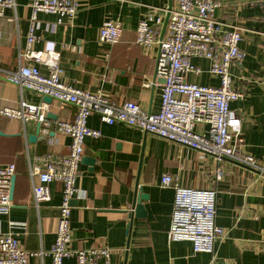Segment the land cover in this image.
Wrapping results in <instances>:
<instances>
[{
  "label": "crops",
  "instance_id": "1",
  "mask_svg": "<svg viewBox=\"0 0 264 264\" xmlns=\"http://www.w3.org/2000/svg\"><path fill=\"white\" fill-rule=\"evenodd\" d=\"M33 0H16L14 7L0 15V59L3 68L16 70L20 51L27 44ZM79 10L72 18L59 19L57 13L38 11L37 49H59L64 69L63 80L74 87L101 92L121 105L137 102L148 112L161 107V81L156 76L158 43L141 46L136 42L137 26L147 13L163 17L161 34L169 11L177 0H78ZM224 27L239 25L243 30L240 46L245 57L230 65L234 85L244 90L243 99L231 106L242 118V154L253 155L264 167V0H222L215 10ZM120 20L123 32L119 41L100 40L101 26L107 20ZM167 27V25H166ZM165 27V29H166ZM165 31V30H164ZM200 74L187 79L199 84H220L219 76L209 71L210 61L193 56ZM24 62H29L24 60ZM44 73L49 71L39 64ZM149 83L147 86L146 84ZM31 90L20 92L0 71V109L17 106L24 99L46 104L47 117L36 141L38 121L23 122L0 114V163L17 166L13 206L0 212V234L13 233L29 251H49L56 239L62 184H49L51 199L38 206L33 202L31 165H42L41 158L65 155L71 137L63 133L58 121H72L77 106L54 100L51 104ZM88 126L99 129L98 138L87 137L77 180L79 193L72 200L71 249L106 247L109 259L98 264H264V172L142 131L123 122L107 124L97 114ZM198 131L207 124L198 123ZM92 159V161L85 160ZM224 176L217 180V169ZM169 173L182 186L217 190L216 223L223 228L213 253L195 252L191 241H171L170 229L175 201L173 186L164 187L162 176ZM137 189L145 214H135ZM132 214V215H131ZM28 264H52L51 257L32 256ZM63 264H79L75 256Z\"/></svg>",
  "mask_w": 264,
  "mask_h": 264
},
{
  "label": "built area",
  "instance_id": "2",
  "mask_svg": "<svg viewBox=\"0 0 264 264\" xmlns=\"http://www.w3.org/2000/svg\"><path fill=\"white\" fill-rule=\"evenodd\" d=\"M16 0H0V15L5 8L14 7ZM171 8L163 34L158 28L163 17L153 11L146 14L137 26L136 42L141 46L158 43L156 76L161 81V107L158 112H148L135 101L117 105L101 92H91L69 85L63 80V67L59 49H37L38 11L57 13L59 19L73 17L79 10L78 0H33V14L27 44L20 51V65L16 70L0 71L8 83L20 92L31 90L62 103L77 106L72 121H58L59 129L71 137L70 151L65 155L49 154L41 158L42 165L30 167L33 202L51 199L49 184H62V202L56 239L49 251L25 249L13 233L0 234V264H28L32 256L48 254L52 264H63L64 259L75 256L79 264H98L99 258L109 259L106 247L71 249L72 200L79 193L77 180L84 156L85 139L101 136L99 129L88 126V118L97 114L107 124L123 122L142 131L177 142L189 148L213 155L217 160L229 159L246 167L264 172L257 159L242 154V118L232 108L233 101L243 99L245 92L233 82L230 65L242 60L246 52L240 46L243 30L239 25L224 27L215 10L222 0H177ZM123 32L120 20H107L101 26L100 40L107 43L119 41ZM193 56H204L210 61L209 71L219 76L218 86L199 84L187 79L188 73L200 74L203 68L194 63ZM27 60L29 62H24ZM48 66L44 73L39 64ZM147 86L149 83L146 84ZM48 106L20 100L17 106H4L0 114L18 118L23 122L47 121ZM198 123L207 124L206 131H198ZM15 163H0V212L8 213L14 202L11 197L12 178L16 175ZM217 169V180L224 176ZM164 187L175 189V201L170 229L171 241H191L195 252L213 253L223 228L216 223L217 190L182 186L176 178L166 173L162 176Z\"/></svg>",
  "mask_w": 264,
  "mask_h": 264
},
{
  "label": "water",
  "instance_id": "3",
  "mask_svg": "<svg viewBox=\"0 0 264 264\" xmlns=\"http://www.w3.org/2000/svg\"><path fill=\"white\" fill-rule=\"evenodd\" d=\"M171 8H172V4L169 5V11H168L165 23H164V28H163L162 34L164 33L165 27L167 25V22H168V19L170 16ZM43 101L48 103V104H51L53 102V99L49 96H44ZM47 117H54V119L57 118L56 115H53L51 112L47 113ZM41 129H42V123H38L37 132L34 135H29V141H36L38 139V137H40L39 134L41 132ZM40 138H44V137L41 136ZM85 160L92 161V159L91 160L87 159V157H85ZM14 184H15V176L12 178V189H11L12 199H13V194H14ZM147 197H148L147 194L142 193V191L138 192V189H137V200H136L137 204L135 203V205H136L135 214L137 216H143L146 213L142 201H143V199H146Z\"/></svg>",
  "mask_w": 264,
  "mask_h": 264
}]
</instances>
